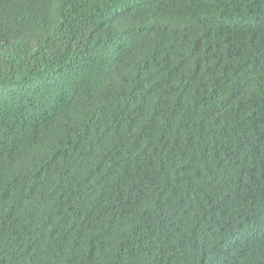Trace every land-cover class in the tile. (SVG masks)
I'll use <instances>...</instances> for the list:
<instances>
[{
  "label": "trees",
  "instance_id": "1",
  "mask_svg": "<svg viewBox=\"0 0 264 264\" xmlns=\"http://www.w3.org/2000/svg\"><path fill=\"white\" fill-rule=\"evenodd\" d=\"M0 264H264V0H0Z\"/></svg>",
  "mask_w": 264,
  "mask_h": 264
}]
</instances>
